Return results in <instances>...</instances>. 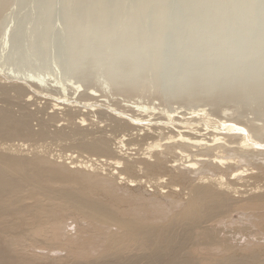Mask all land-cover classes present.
<instances>
[{
    "label": "bare ground",
    "instance_id": "1",
    "mask_svg": "<svg viewBox=\"0 0 264 264\" xmlns=\"http://www.w3.org/2000/svg\"><path fill=\"white\" fill-rule=\"evenodd\" d=\"M6 32L0 55L11 46ZM2 65L0 80H14L0 82V264H264L262 237L251 230L264 228L262 114L239 116L238 106L214 114L201 105L185 112L182 93L179 106L160 108L166 90L159 104L142 98L124 106L102 93L137 90L150 68L131 78L122 73L132 67L123 64V72L98 76L84 94L76 84L74 97L70 86L54 83L48 90L39 75L12 76ZM158 81L153 77L151 89ZM257 86L253 102L264 93V83ZM221 91L205 90L196 99ZM47 138L64 146L73 138L91 158L74 150L51 153ZM234 212L251 224L241 229L248 236L242 247L224 234Z\"/></svg>",
    "mask_w": 264,
    "mask_h": 264
},
{
    "label": "rangeland",
    "instance_id": "2",
    "mask_svg": "<svg viewBox=\"0 0 264 264\" xmlns=\"http://www.w3.org/2000/svg\"><path fill=\"white\" fill-rule=\"evenodd\" d=\"M143 1L148 2V4L139 12L134 13V6ZM168 2L169 4L171 2L174 4L175 0H0V37L1 34L8 30L7 32H10L11 38V46L0 55V63L3 64L0 65H2L1 67H3V69L5 67L7 70H10L9 72L4 69L12 76L36 78L39 75L44 78V86H46L48 90L52 84L61 82L60 84L65 87L70 86L69 89L71 91L68 89L67 92L76 97L77 94H84L94 83L96 84L98 76L103 80L106 72L110 74L113 73L107 71L104 67L100 68L102 62L98 60L92 51L85 48V43L96 40L98 37V30L102 26L112 27L120 23L123 19L125 21L138 19L141 29L144 26L146 28L144 31L147 30L146 32L151 33L158 19L157 10L162 5L168 4ZM95 5H98V9L92 8ZM129 6L131 8H129ZM127 7L130 9L129 14L126 13ZM88 25L89 28H87ZM32 38L33 43L31 42ZM166 55L167 52L164 53V56ZM123 66L127 69L130 65L125 64ZM147 70L148 69L136 71L132 68L130 71L126 70L125 72H123L124 69H122L121 72L125 74L124 76L139 78L144 76ZM165 72L166 69H162L160 73L157 74L153 70V72H150L148 76L138 83L139 87L133 92H127L123 88H116L117 90H115V88L109 87L105 89L107 91L103 89L104 92L102 91V93H106L111 99H116L113 102L124 106V104H131L135 100H142V98L143 100L146 99L145 101L147 102L154 101L156 104H159L160 100L157 99V97L160 96V92L166 90L168 91V95L163 98L165 103L163 106L160 105V108L167 107L164 109H171V107L179 106V104L175 102H178L177 100L180 99L178 95L182 93L184 95L180 97L183 101L181 100L179 102L183 104L184 107H182V110L185 112H190L191 110L189 108L191 107L194 109V106L199 107L201 105L200 107L204 106L207 109L209 108L214 114H217L221 112V109L224 107L234 110V108L238 106L240 107L239 116L246 114L248 118H254L262 114L261 119L263 118L264 121V93L258 96L256 102H253L256 93L259 92L257 84L224 89L221 92L207 95L199 102L196 97L204 93L205 90L178 92L168 88L162 83ZM153 77H157L159 81L157 87L151 89ZM1 80L4 81V79ZM1 80L0 82L3 83ZM11 80V84L14 80L13 77L6 79L4 82L9 83ZM18 81L21 80L18 79ZM76 84L80 85L81 88L77 94H74L76 92L71 88L76 86ZM96 86L98 87V85ZM102 88L103 87H100V89ZM230 90L234 91V93L228 96ZM98 93L100 94L101 92L98 91ZM39 101L42 102L39 103ZM39 101L38 105L41 107L37 106V108L45 107V100L41 99ZM2 102L3 101L0 99V107L4 103ZM14 104L13 108L16 110L18 106ZM31 108L37 109L36 105H33ZM48 111H51L50 108ZM260 122L262 123V121ZM37 123L38 121L34 119L33 126L35 128L38 127ZM58 124L61 125L63 122L59 121ZM52 128L54 127L52 126ZM101 128L107 131L108 134L113 133L110 126H102ZM99 134L100 133H98V135ZM2 140H4V138L0 137V141ZM73 140V138L68 139L69 144L66 146H64L63 143L61 144L60 141L52 138H47L46 142L48 150H51V153L59 154L67 151L72 152L74 150L75 154H82L81 159L88 160L89 156L91 158V154L86 152L82 153L79 148L75 147L71 143ZM43 142L46 144L45 139L39 143L43 144ZM262 147L264 148L263 143ZM133 152H136V150ZM97 157V155H93L92 159ZM101 159L104 158L101 157ZM104 172H106V170ZM250 181L253 182L255 180L251 178ZM262 181L264 183V180ZM262 181H260V183ZM147 189V191L144 189L147 193L152 192V187H147ZM246 196L248 195L246 194ZM248 212L253 214L257 212V210H248ZM233 217L235 218L234 222L226 227H230V229H226L225 233L224 231L223 233L230 236L234 244L238 245L239 243L238 246L242 247L246 242L248 243V241H246L248 240V236H246L241 229L244 228V225L247 227V224H251H249L247 218H243L238 212H234ZM259 226H253L251 230H253L252 232H256L255 237H262L259 239L260 243H258V245L264 247V243H261L264 242V228L262 232ZM235 228H237V231Z\"/></svg>",
    "mask_w": 264,
    "mask_h": 264
},
{
    "label": "clouds",
    "instance_id": "3",
    "mask_svg": "<svg viewBox=\"0 0 264 264\" xmlns=\"http://www.w3.org/2000/svg\"><path fill=\"white\" fill-rule=\"evenodd\" d=\"M157 17L151 33L138 19L102 26L85 48L109 72L166 69L163 85L178 92L264 83V0H175Z\"/></svg>",
    "mask_w": 264,
    "mask_h": 264
}]
</instances>
